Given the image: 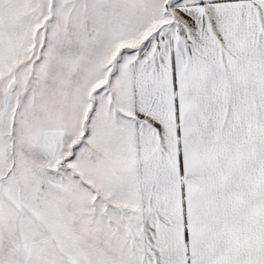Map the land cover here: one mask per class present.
I'll use <instances>...</instances> for the list:
<instances>
[{
    "label": "snow or ice",
    "instance_id": "obj_1",
    "mask_svg": "<svg viewBox=\"0 0 264 264\" xmlns=\"http://www.w3.org/2000/svg\"><path fill=\"white\" fill-rule=\"evenodd\" d=\"M0 264H264V0H0Z\"/></svg>",
    "mask_w": 264,
    "mask_h": 264
}]
</instances>
